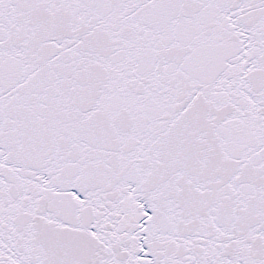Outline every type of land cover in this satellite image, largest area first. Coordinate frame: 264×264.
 Here are the masks:
<instances>
[{"label":"snow or ice","instance_id":"obj_1","mask_svg":"<svg viewBox=\"0 0 264 264\" xmlns=\"http://www.w3.org/2000/svg\"><path fill=\"white\" fill-rule=\"evenodd\" d=\"M0 264H264V0H0Z\"/></svg>","mask_w":264,"mask_h":264}]
</instances>
